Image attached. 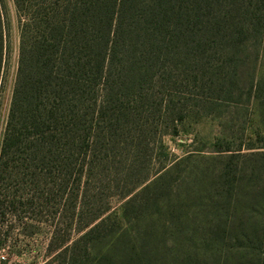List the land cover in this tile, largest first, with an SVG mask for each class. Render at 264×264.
I'll list each match as a JSON object with an SVG mask.
<instances>
[{"label": "trees", "instance_id": "16d2710c", "mask_svg": "<svg viewBox=\"0 0 264 264\" xmlns=\"http://www.w3.org/2000/svg\"><path fill=\"white\" fill-rule=\"evenodd\" d=\"M12 3L0 250L45 227L43 264H264V128L226 129L245 135L253 104L264 118V0ZM206 118L223 127L211 153L175 159L164 137Z\"/></svg>", "mask_w": 264, "mask_h": 264}, {"label": "rangeland", "instance_id": "374dc122", "mask_svg": "<svg viewBox=\"0 0 264 264\" xmlns=\"http://www.w3.org/2000/svg\"><path fill=\"white\" fill-rule=\"evenodd\" d=\"M5 1L9 12V29L12 51L6 70L3 115L7 112L9 106L19 55V28L15 8L12 0ZM240 112L243 113V111ZM244 116L247 118L246 126L249 128L245 135H240L241 132L238 130L239 124L237 121L234 123L235 127L226 128L228 129L227 132L235 129L234 134H236L237 137L244 136L243 138H254L253 130L259 129V127L261 129L264 128V118L260 116L258 109L254 104L247 108V112L244 113ZM227 123L230 124V122ZM188 128L189 131L187 132H182L175 136L166 135L164 137V143L172 156L174 158L176 157L175 159H178L187 154V152L195 149H204V152L211 153L209 150H212L213 143L223 131V127L220 125V120L218 118H206L198 122H192L188 125ZM246 140L248 141V139ZM111 200L112 206L117 208L119 205L117 198L114 197ZM11 236L12 238L8 242L9 246L0 250V264H43L45 260L53 256V253L48 252L47 250L49 234L45 227H43L41 233L33 237L19 235L17 229Z\"/></svg>", "mask_w": 264, "mask_h": 264}]
</instances>
